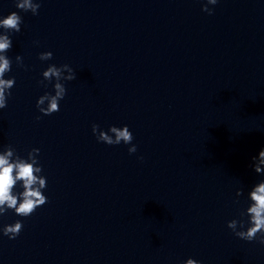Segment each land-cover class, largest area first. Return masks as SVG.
Returning <instances> with one entry per match:
<instances>
[{
	"label": "water",
	"instance_id": "obj_1",
	"mask_svg": "<svg viewBox=\"0 0 264 264\" xmlns=\"http://www.w3.org/2000/svg\"><path fill=\"white\" fill-rule=\"evenodd\" d=\"M206 2L40 0L33 15L0 0V15L23 18L9 32L16 83L0 150L39 148L48 197L27 217L0 215V227L23 222L14 239L0 233V264H264V244L227 226L247 220V192L264 179L252 167L264 147V0H218L212 14ZM50 63L76 78L46 115L36 101L53 91L40 83ZM94 123L127 124L137 151L98 141Z\"/></svg>",
	"mask_w": 264,
	"mask_h": 264
},
{
	"label": "clouds",
	"instance_id": "obj_2",
	"mask_svg": "<svg viewBox=\"0 0 264 264\" xmlns=\"http://www.w3.org/2000/svg\"><path fill=\"white\" fill-rule=\"evenodd\" d=\"M218 0H207L202 5V10L212 14L214 9L209 5H216ZM15 6L25 12L31 11L33 15L38 14L40 0H15ZM23 18L17 11H11L7 15H0V110L4 109L11 95V89L15 86V76H8L11 72L12 60L7 51L12 48L10 31L21 30ZM53 56L51 50L39 53L40 60H50ZM17 61L23 65L21 55H16ZM43 79L40 81L46 88L52 85L53 91H45L37 98L36 107L39 112L50 115L60 109V101L65 97L67 89L64 81H71L76 78L74 69L64 63L48 66L42 72ZM45 81L47 83H45ZM39 119V117H37ZM92 132L98 141L109 145H118L123 142L129 145L128 152L135 153L137 145L132 143L133 133L127 124L122 126L110 125L107 130L100 128L98 124L92 125ZM39 148H32L27 157L16 155L10 145H4L0 150V215L8 210H13L17 215L27 217L37 207L44 205L48 197L44 193L47 186V177L38 175L42 173V165L37 162L33 153H39ZM143 159V157H139ZM252 167L258 174L264 175V147L260 148L258 155L252 157ZM243 194L242 188H237L236 195ZM247 207L243 210L247 220L233 218L227 222V226L233 233L246 241L258 240L264 244V179L259 180L251 186L247 192ZM22 220H15L13 223L4 224L0 227V233L14 239L22 230ZM182 264H203L202 260L189 256L182 261Z\"/></svg>",
	"mask_w": 264,
	"mask_h": 264
}]
</instances>
